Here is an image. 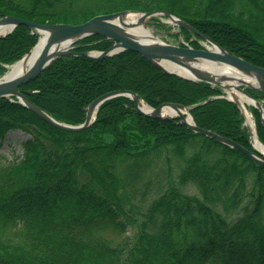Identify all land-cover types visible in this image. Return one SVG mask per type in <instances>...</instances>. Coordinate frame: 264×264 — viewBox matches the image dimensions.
I'll use <instances>...</instances> for the list:
<instances>
[{
  "label": "trees",
  "instance_id": "trees-1",
  "mask_svg": "<svg viewBox=\"0 0 264 264\" xmlns=\"http://www.w3.org/2000/svg\"><path fill=\"white\" fill-rule=\"evenodd\" d=\"M125 9H167L264 67V0H0V15L40 23H83ZM37 40L24 25L0 39V75ZM112 42L91 35L74 49ZM191 43L200 47L198 39ZM22 87L71 124L84 122L92 100L118 89L154 107L181 103L192 107L198 126L254 150L239 106L216 97L221 88L166 73L131 50L59 57ZM251 110L264 142L260 112ZM12 129L29 137L22 157L0 154V264H264V165L240 150L178 118L144 116L125 96L105 101L94 123L78 132L2 98L0 138ZM11 227L16 238L3 235Z\"/></svg>",
  "mask_w": 264,
  "mask_h": 264
},
{
  "label": "water",
  "instance_id": "water-1",
  "mask_svg": "<svg viewBox=\"0 0 264 264\" xmlns=\"http://www.w3.org/2000/svg\"><path fill=\"white\" fill-rule=\"evenodd\" d=\"M129 12L140 14L137 20L139 24L154 23L155 18L164 16L167 22L176 25L180 30L185 29L202 38L207 42V45L193 47L167 42L155 36L147 39L138 37L127 30L131 23L125 21L124 17ZM19 25H24L32 33H37L39 38L29 52L15 62L23 61V69L20 72L10 77H6L8 72L0 76V99H8L22 104L59 129L78 132L87 129L94 123L97 112L105 101L117 96H125L133 101L135 109L144 116L166 119L178 118L180 123L192 131L214 138L231 148H236L252 160L264 165V155L255 146L256 150H250L232 138L198 126L191 113V106L176 102H164L154 107L147 104L137 92L118 89L106 92L92 100L87 107L84 122L70 124L56 119L36 105L28 97L31 91L22 88V86L37 78L50 63L59 57L101 59L124 50H131L148 58L166 73L196 82H208L221 88L224 94L218 97L234 101L245 116L242 105L237 99V93L244 94L253 101L252 106L259 110L261 121L264 125V106L259 99L255 98L247 90L252 88L264 93V67L231 52L177 14L166 9L152 11L126 9L98 14L83 23H40L6 14L0 16V28L8 27L9 29L6 32L0 31V39L9 35ZM91 35H100L113 42L106 49L74 50L76 42ZM35 52L37 53L32 62H27V59ZM167 108H172L176 112L168 115L165 113ZM187 114L191 116L190 119ZM245 124L250 135L253 136V130L246 122ZM254 130L257 134L256 128Z\"/></svg>",
  "mask_w": 264,
  "mask_h": 264
},
{
  "label": "rangeland",
  "instance_id": "rangeland-1",
  "mask_svg": "<svg viewBox=\"0 0 264 264\" xmlns=\"http://www.w3.org/2000/svg\"><path fill=\"white\" fill-rule=\"evenodd\" d=\"M162 16H160L161 18ZM157 22L146 23L145 26L149 27L156 38H160L164 41L171 43H181L185 40V37L180 34L179 28L174 24L167 22L166 18L162 17L161 20L156 19ZM3 74V73H2ZM264 102V100H263ZM251 107V106H250ZM249 107V111L251 112ZM252 114V113H251ZM254 122L255 118L253 116ZM29 137V135L21 129L10 130L3 138H0V154L6 157L8 160H14L15 158L22 157L24 152L23 143ZM251 141L253 139L251 137ZM194 190V188H190ZM136 228L130 229L129 235L133 236ZM4 236L14 237L18 236L17 228L11 227L3 231Z\"/></svg>",
  "mask_w": 264,
  "mask_h": 264
},
{
  "label": "bare ground",
  "instance_id": "bare-ground-1",
  "mask_svg": "<svg viewBox=\"0 0 264 264\" xmlns=\"http://www.w3.org/2000/svg\"><path fill=\"white\" fill-rule=\"evenodd\" d=\"M140 17V14L138 13H133V12H129L125 15L124 20L127 22H130L131 25H129V27H127V30H129L131 33H133L134 35L141 37L143 39H147L150 38L153 35V32L151 31V29L147 26H145V24H139L137 22L138 18ZM9 28H0L1 32H6ZM38 48V47H37ZM37 52L33 53L31 55V57L29 59H27V62H32L34 56L36 55ZM23 61H20L18 63L15 64H9V67L7 68L8 72L6 74V77H10L13 74L20 72L23 69ZM237 99L240 101L243 111L245 113V118H246V123L251 127V129L253 130V144L254 146L262 153V155H264V143L261 142V140L258 138L256 132H255V122L253 119V115L251 114V112L249 111L248 106H251L253 101L248 98L247 96H245L242 93H237ZM176 111L172 108H167L165 110V113L168 115H171L173 113H175ZM188 118L190 119L191 116L189 114Z\"/></svg>",
  "mask_w": 264,
  "mask_h": 264
}]
</instances>
